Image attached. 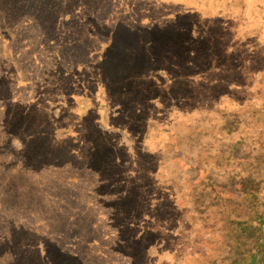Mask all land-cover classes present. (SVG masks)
<instances>
[{"label":"rangeland","instance_id":"obj_1","mask_svg":"<svg viewBox=\"0 0 264 264\" xmlns=\"http://www.w3.org/2000/svg\"><path fill=\"white\" fill-rule=\"evenodd\" d=\"M180 11L188 19L170 22L171 29L166 16ZM228 12L234 18L245 16L238 23L239 49L245 45L243 38L252 36L248 46L258 52L264 43V0H0V264L64 263L55 247H61L57 252L64 253V247L78 251L74 256L83 264H172L173 248L180 254L195 245L197 251L209 245L220 249L219 239H226L227 232L221 226L216 234L207 209L205 220L199 217L200 204L207 203L208 194L210 201L229 198L234 185H241L236 180L240 160L234 155L238 142L220 136L212 140L202 133L192 138L177 123L184 109H197L201 98L208 99L206 83H213L216 76L209 49L216 47L225 54L235 34L222 26ZM132 20L146 22L138 27V36ZM142 30L154 39L146 49L128 43L147 39ZM129 33L133 39L128 41ZM159 51L172 58L173 68L167 69L170 65L166 68L163 58L155 55ZM142 69L144 78L138 72ZM163 71L169 75L165 81L159 76L150 79ZM18 76L36 79L37 92L44 97L48 90L52 95L61 90L69 100L84 89L96 96L95 102L98 92L109 97L105 128L81 133L78 158L75 154L64 163V156L44 144L47 135L28 137L46 129L30 112L21 122L14 113L16 106L8 104L5 96L11 87L2 82ZM239 78L225 82L241 84ZM168 82L171 88L166 87ZM51 112L60 119L66 110L53 107ZM186 116L189 124L206 125L209 120L200 111ZM149 120L157 121L148 140H143ZM255 121L264 122V111ZM228 149L230 153L222 154ZM159 151L165 155L158 169ZM196 180L202 185L197 191L192 188ZM173 185L180 188L174 190ZM165 187L168 192L163 193L160 189ZM154 189L163 194L151 196ZM204 191L194 212L198 192ZM169 193L170 198H162ZM248 202L243 193L240 201L225 202L222 218L239 211L255 220L254 212L264 203L254 209ZM154 224L165 230L150 229ZM204 232L211 242L200 240Z\"/></svg>","mask_w":264,"mask_h":264},{"label":"trees","instance_id":"obj_2","mask_svg":"<svg viewBox=\"0 0 264 264\" xmlns=\"http://www.w3.org/2000/svg\"><path fill=\"white\" fill-rule=\"evenodd\" d=\"M184 12L185 11H180L179 13L172 14L169 18L166 16V21L170 24L172 21L176 23L179 19L180 22L186 23L189 15L184 17ZM196 15L199 18H204V15L199 11H197ZM226 15L227 17L222 20V26L229 32L231 30L234 31L235 34L232 36L233 39H231L230 43L228 41V49L225 54H222V51H218L216 47L209 49V52L213 56L212 61H210V67H212L211 70L215 72L216 76L213 83L211 80L206 83L209 93L207 95L208 99L201 98L200 100H202V102H200L197 109L194 107H187L189 110L184 109L183 113L179 114V122L177 125L185 134L192 135V138L193 136L202 133L205 137H209L212 140H214L215 136H220L238 142L234 149V155L240 160L239 163L236 159V163H239L238 165L241 167V170L237 172L238 177L236 180H238V184L241 185L237 186V184H235L233 187V189L235 188L234 191L231 190V194L228 195L229 198L222 197V199H224L223 201H221L222 199H220V201H210V195L207 193V203H205V205H202L204 203L200 204L199 217H202L205 220L204 210L207 209L209 212V214H207L209 220L213 221L215 223V228H217L216 234L219 232L221 226H223V230H226L227 232L226 239L222 237L219 239L221 242L220 249H213L210 247L212 245H209L208 247L201 246L203 248L200 247V251H197V245L193 246L194 249L191 250L190 247H188L185 250V254H183L184 257L186 256L185 259L183 258V260L174 261L172 264H264V208L261 205L264 203V122L259 123L255 121L256 115L261 114L264 111V43L261 44L260 50L256 52V50H253V48L248 46L247 43V41H252V36H245L243 38L245 45L239 49V44H237L236 41L241 39V26H239L238 23L242 22L245 16L242 15L241 17L238 16V18H234L235 15H232L231 12L226 13ZM128 22L130 23L131 21ZM132 22L133 25L139 23L135 20H132ZM171 27L170 24V28ZM178 28H180L179 31L181 32L183 29L181 23H178ZM218 38L219 41L222 40L221 35ZM128 39L132 40L133 36L128 37ZM160 45L157 46V49ZM262 49L263 51L260 53ZM155 55L163 58L161 59L160 57L166 68L170 65L167 69L173 68L171 64L174 62L171 60L172 58L167 56V52L159 51V53L156 52ZM202 59H204V57H202ZM202 59L201 62L203 61ZM97 67L99 68V66ZM166 68L164 69L166 70ZM162 73L166 72L163 71ZM232 76H240L239 79L242 80L241 84H237L236 82H225ZM196 80V76L192 77L190 79L191 84H195ZM28 81L29 80L23 76H18V80H11L9 82V86L11 87L9 90L11 92H9L8 96H5L9 105L16 106L14 113L17 112V117L20 118L21 122L26 120L27 117L25 112H30V109L28 108L37 107L36 111L33 113V117L38 121H41L39 124L44 127L46 131L37 132L36 134L29 133L28 137L39 139L44 135H47L48 139L44 141V144L49 143L51 149H56L57 152L64 156V163L70 162L75 154L78 158V155L80 154L79 151H82L83 149V147H81L83 140L79 143V139L82 137L81 133L85 129H87L89 133H95L99 132V130L103 131L105 128L104 115L106 116V113L108 112L107 105H109V97L102 92H98L97 96L99 99L95 102L94 98H96V96L92 94L90 95L87 92L83 94L81 91H79L81 93H79L80 95H70L71 97L69 100H67L64 94L60 91L53 95L52 92H48L44 97L42 94H36L30 90L26 91V89L32 85L31 82ZM46 84L44 85L46 86ZM45 86L42 87V89L45 88ZM12 87L17 88L21 97L15 95V89H12ZM19 90L21 91L19 92ZM201 95L205 94L202 93ZM1 100L2 99L0 98V101ZM56 102H64L66 110L65 115L60 119H56L53 116L51 109H49V106L54 107ZM42 104H48L47 109L43 108ZM193 111H200L204 114L205 119L209 118L207 124L199 125L200 123H196L195 121L192 122V124H189V122L186 121L189 120L186 115ZM156 121H148L149 123L144 129L143 140H148L147 137H149V133L151 135L154 128L153 124ZM209 122L212 123V125H210ZM55 124L57 126H54ZM213 125L215 126L214 132ZM172 132L175 136L176 133L174 131ZM10 139L11 137L6 138L8 142ZM211 145L210 142L209 147ZM11 151L12 155L13 153H17V151L13 149H11L10 152ZM159 152H161V156L159 154L155 155V160L159 164L158 169L161 166L163 160L162 157L165 155L162 151ZM222 152L223 150L221 153ZM228 153H230L229 149L222 154L226 155ZM146 165V168L150 169L149 163ZM231 165H235V162H231ZM231 165L228 166L230 167ZM231 169L233 168L231 167ZM204 171L207 172L205 169ZM149 173L153 174L152 171H149ZM207 174H209V172H207ZM151 182L153 183L152 185L156 186L154 181ZM170 187L176 190L180 188V185H173ZM160 190L163 191V193L164 191L168 192V187ZM160 190L158 189L157 191L154 189L151 196H154L155 193H159ZM180 191L181 190L178 192L180 193ZM163 193L160 192L159 197L160 194ZM242 193L249 196V202L247 203L249 206L254 209H257L258 207L263 208L261 211L254 212L256 216L258 214V217L255 220L251 217L246 218L243 217L239 211H236L229 219L224 220L221 216L222 205L225 202L232 204L233 201H240ZM172 194L173 196H177L174 192ZM201 194L206 193L205 191L203 193L198 192V199L196 200V204L193 205L194 212L195 206L197 207L198 202L201 201ZM71 195L77 196L73 193ZM165 195L162 198H166L167 196L170 198L172 196L171 193H169L171 196ZM170 202L174 203L172 201ZM209 202L210 204H208ZM174 205L180 206L176 203H174ZM177 224L178 230H181L179 227L182 224L181 219L178 220ZM199 224H202V222ZM149 228L154 231L158 229L162 231L165 229H161L157 224H154ZM188 237L189 241H193L190 236ZM200 240L204 241V243H207L208 241L211 242L207 237V232L202 233ZM67 248L68 247H64L63 253L60 251L57 252L61 247H55L56 255L59 258L64 259V263H51L68 264L72 261V264H83L80 257L74 256L78 251L71 252ZM199 252L201 253V258L198 260ZM209 255L212 256L211 260L209 259ZM201 259L202 262H200Z\"/></svg>","mask_w":264,"mask_h":264},{"label":"flooded vegetation","instance_id":"obj_3","mask_svg":"<svg viewBox=\"0 0 264 264\" xmlns=\"http://www.w3.org/2000/svg\"><path fill=\"white\" fill-rule=\"evenodd\" d=\"M175 7H178L180 10H183V9H185V7L183 6V5H178V6H175ZM219 8V7H218ZM220 9V11H222L221 10V8H219ZM242 15H240V17H241ZM143 23H146V22H144V21H140L139 23H136L134 26H137V28H136V35L138 36V32H139V26L141 25V24H143ZM151 25H153V24H151ZM128 31H132V30H129V29H127ZM132 32H134V31H132ZM130 34V33H129ZM145 34H147L148 35V33H147V31H145V30H142V32H141V35H145ZM130 36H131V34H130ZM140 37V36H139ZM137 38V37H136ZM139 39V38H138ZM147 39H149V40H147ZM147 39H141V42H132V41H130V42H128L129 44H131V45H133V46H135V45H138V46H140V47H144L145 49H146V47H147V45H152L153 44V40H152V38H150V36L148 35L147 36ZM129 40H131V39H128V41ZM140 40V39H139ZM1 65L2 64H0V69L2 68L1 67ZM144 71V69H142V71H138V72H143ZM166 73H162L161 72V74H159V73H154L153 74V76H151V78L150 79H152V80H154V78L156 77V76H159L160 78H162V81H165L166 80V77L167 76H169L168 74H166ZM138 75H140V74H138ZM141 77H143L144 78V76H143V73H142V75H141ZM4 78V77H3ZM131 78V77H130ZM27 80H29L28 82H31V84L32 85H30L29 86V88L28 89H26V91L27 90H30V91H33L34 93H36V94H41V93H38L37 92V89L39 90V88H38V85L39 84H37V81H36V79H32V78H26ZM5 80V79H4ZM3 84H5L4 86H7L8 87V85H9V82H2ZM163 84H166V83H163ZM42 86H45L44 84H42ZM167 88L169 87V88H171V86H170V83L168 82V85L166 86ZM63 88V87H62ZM10 89V88H9ZM21 90H19V92H20ZM30 91H28V92H30ZM48 92H50V90H48L47 91V93ZM60 92L61 93H63L64 94V92H62L61 90H60ZM86 92H88L86 89H84V90H81V93H86ZM76 93V92H75ZM42 96V95H41ZM41 96H40V98H41ZM0 98H1V96H0ZM3 98V97H2ZM39 98V99H40ZM5 99V98H4ZM43 105V108H45V109H47V107H48V104H42ZM55 107H61L63 110L65 109V107H64V102H56V105L54 106V108ZM53 107H51V106H49V109H52ZM28 109H30V113H29V115L30 114H33L35 111H36V109H37V107H31V108H28ZM42 110V109H41ZM100 131V130H99ZM202 185H201V183L199 182V181H194L193 183H192V188L195 190V191H197L198 189H200V187H201ZM169 196H171V195H169ZM165 230V229H164ZM164 230H162V232L164 231ZM161 245V244H160ZM164 249V248H163ZM165 250V249H164ZM173 253L175 254V256H176V260L175 261H180V260H183V258H184V255L183 254H180V250H178V249H174L173 248ZM173 254V255H174ZM185 259V258H184ZM183 262V261H182ZM182 264V263H181Z\"/></svg>","mask_w":264,"mask_h":264}]
</instances>
